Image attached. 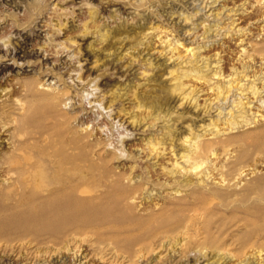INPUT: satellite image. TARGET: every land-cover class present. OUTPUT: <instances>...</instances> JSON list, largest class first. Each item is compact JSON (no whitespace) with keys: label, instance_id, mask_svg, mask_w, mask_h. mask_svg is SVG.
I'll return each mask as SVG.
<instances>
[{"label":"rangeland","instance_id":"374dc122","mask_svg":"<svg viewBox=\"0 0 264 264\" xmlns=\"http://www.w3.org/2000/svg\"><path fill=\"white\" fill-rule=\"evenodd\" d=\"M122 25L155 28L137 61L124 55L125 44L109 58L97 50L105 43L96 28ZM204 25L215 26L206 39ZM85 28L91 35L84 37ZM166 36L187 47L206 43L202 55L209 62L222 58L225 76L233 66L250 65L242 83L264 74V0H0V92L8 88L0 98V223L6 225L0 264H215L220 258L216 264H264L263 84L254 82L260 97L234 90L219 101L206 84L190 81L203 90L201 106L178 107L172 97L161 116L173 114L164 122L134 124L123 109L139 120L147 115L134 109V87L142 84L137 92L145 93L170 85L161 75L177 61L162 52ZM91 42L98 52L87 49ZM143 57L160 68L152 70ZM114 87L129 100L110 104ZM49 90L66 93L42 101ZM13 93L30 108L27 116L10 110ZM241 98L252 121L230 131L225 119ZM205 102L214 105L210 112L203 111ZM189 125L215 148L201 184L195 173L170 174L177 158L172 138L182 152ZM214 128L221 130L217 137ZM15 157L19 165L5 164ZM40 173L49 190L42 195L35 184ZM24 177L27 190L16 192ZM61 192L68 195L63 201ZM45 199L62 207L85 201L98 219L80 231L55 215L49 229L33 210ZM81 234L87 236L73 239Z\"/></svg>","mask_w":264,"mask_h":264},{"label":"bare ground","instance_id":"6f19581e","mask_svg":"<svg viewBox=\"0 0 264 264\" xmlns=\"http://www.w3.org/2000/svg\"><path fill=\"white\" fill-rule=\"evenodd\" d=\"M92 15L93 17H95L94 13H92ZM190 19L191 18L187 15L184 17V20L186 22H189ZM204 27H205V31L203 32V36L206 39V38H209L208 34L212 31L213 27L215 26L212 27V26L204 25ZM96 29H97L96 31L92 30L93 33L95 31V34H97L98 38L100 39V43H102L103 45L105 43L104 47H102L101 49H97L99 52L101 53L107 52L108 58H109L113 56L117 52V50H119L120 48H123L125 44V47L123 49V51L125 52L124 55L125 56L131 55L132 62L137 61V59H140L141 54L144 52V51L139 50L140 49L139 47L145 44L144 41L147 40L148 36L151 34L149 32L151 30L152 31L154 30L155 32L154 27L146 28L143 26H141L140 28L138 27L136 29L134 28L129 29V28L124 27L123 25L118 26L115 29L108 28L107 26H103L101 28L99 27ZM137 29H140L141 31H137ZM89 30L91 29H86V28L84 29V37H86V35L87 36L91 35ZM239 31L240 30H237V32ZM125 42H128V43H125ZM160 43L163 49L162 52L166 51L168 56H170L168 57L169 58L168 61L172 60L174 61V63L177 61V63L175 64L173 63L174 65L172 67H167V70H165V73L163 74L161 73L162 77L165 76V74L169 77L168 79H169L170 85L167 86V85L160 84L159 86L157 85L153 86L151 83L150 85L153 86L152 89L151 90L149 89V92L143 91L145 93L137 92V88L142 86V84H138L134 87L135 88V91L133 90L134 91L133 97L135 101L134 109H137L139 111L140 110L144 111L145 114H147L143 118H141V120H139L137 118V115L131 114V112H126V110L123 109L122 111L125 112V115L126 114L131 115L130 119L132 120L131 122L134 124L141 123L143 120H146L147 118H150L155 122L156 121L164 122L165 121L164 118L165 117L167 118V116L171 114L172 112H169L168 110L165 116L164 115L161 116V113H163V110L166 108V106L169 103L170 98L172 97L178 98L180 102L178 107H181L183 104H187V103L191 104V106H193L194 109L201 106L202 104H199L198 101L200 99L199 94L203 90H199L198 88L193 87V85L189 83L190 81L206 84L208 86V90H210L211 92L215 94L214 100L217 99L219 101L227 100L229 98L228 97L229 94L234 90L239 92L238 94L241 97L243 95H247V92H250L249 94H252L253 96L260 97L261 88H257L255 86L254 82L256 80H260V83L263 84L262 92H264V74L262 75V77H258L252 82H249L248 84L242 83L243 81L247 82V80L250 78L247 73L251 67L250 65L246 63H242L239 67L233 66L231 69V73L225 76L222 65L220 64L222 62V58L220 59L218 57L213 62H209L210 61L209 58L207 56L202 55L201 50L206 47V43L202 44L201 46H196V47L188 46L187 47L184 45V43H181L179 39H176L175 37L170 39L169 36H166L165 39L161 40ZM116 45H119L118 46L119 48L116 47L117 49L113 51ZM95 46L91 42L90 44H88L87 49L90 50L91 52H96L97 50L95 49ZM127 46H129V48H126ZM183 48H186L185 57L182 56L181 54V50ZM137 50H139L138 53L136 52ZM256 51L258 50L256 49ZM252 55L249 54L248 56L251 57ZM95 57L97 58L98 56H95ZM121 59H123V54L120 58H117V61H120ZM100 60L101 59L98 58L97 62H100ZM142 61L145 62L147 66H150L152 70H156V68L158 67L160 68L159 65L155 66L156 63H154L151 58L143 57ZM212 64H213V67H212ZM150 81L152 82L153 79H149V83ZM24 87L27 88L26 86ZM1 90L2 91L0 92V98H2L3 92H7L8 88L3 87L1 88ZM110 92H111L110 94L111 99L109 101L110 104H113L116 101L124 102L125 100H129V98H126V99L124 98L126 97L127 93L120 92L119 88L112 89L110 90ZM65 93L66 91L49 90L47 93L44 94V98L42 101L55 102L56 100H59L62 96H64ZM13 95L14 93L10 94L8 97L9 104L13 106V108L12 109L10 108V110L12 111L16 110L15 112L19 111L20 114L24 113L23 116H27V114L30 111V108L26 107L25 104L21 103V100L19 101L18 97L15 98ZM5 103H7V101ZM247 105H249V103L243 102L241 98L240 100L236 102V105L234 107V108H237L236 112L233 111L232 109L228 112V114H230L231 117L229 119L226 118L225 121H226V124H228V129L230 131H233L234 129L239 128V126L242 124H248L249 122L252 121L248 117V114H247V112H249V110L247 109ZM202 107H203L202 108L203 111L207 113V112H210L211 109H213L214 105L212 106V104L210 103L207 104V102H205ZM7 108L9 109L8 106ZM10 110H7V111L3 110L2 113L10 112ZM6 114H9L10 116L12 115L11 113H6ZM222 114H223L222 111L218 113L219 116H221ZM171 115L169 116L171 117ZM9 124L10 123H7L5 127L9 126ZM188 129L190 133L182 137V146H183L182 152H179V153L175 152V149H174L175 139L172 138L170 150L173 153V157H177V158H176V161L172 165L173 167L170 170V174L171 175H175V174L181 175L182 174V176L183 175L187 176L188 174L195 173L197 182L201 184V182L204 181V178H207L209 176L208 171L210 167V162L212 164V161L211 160L209 161L208 156L209 157L210 155L214 156L215 148L212 142H210L208 139L205 140L202 138L203 136L202 134L195 133L190 125L188 126ZM220 133H221V130L218 128L216 129L214 128V131L212 132V134H215L216 137L219 136L218 134ZM168 136H171V135H168ZM148 143L151 145L152 149H155L156 146L153 145L152 142H148ZM158 144H162V143L159 142ZM161 152H163V150ZM161 152H159V154H161ZM5 164L11 168L12 166L19 165L20 160L18 157H15V158L8 160ZM204 164L206 166L204 169H202ZM199 169H202V170H200L199 172ZM43 177H44L43 174L40 173V175L37 177L36 182H35V184H37L36 189H38L40 195H42L44 192L49 193V190H47L48 187L45 184L46 182L42 180ZM188 177L190 178V176ZM188 177L187 178L184 177V181H186L187 185H190L192 184V181H191L192 179L190 180ZM29 180L30 179L28 177L17 179L16 184L18 185V188L16 189V192H20V190L21 191L27 190L28 184L26 183ZM37 193L34 196L37 199L42 198ZM66 196H68L67 193L61 192L60 195L57 196V199L60 200L61 198L60 201H63L66 198ZM60 204L61 203L59 202L55 203V201L53 200L45 199L40 204L38 205L36 204L34 206L35 209L33 208V210L35 211V213L36 212L40 213L38 220H40L43 223H46L49 229L52 227V224H53V221L51 219H53L54 218L53 216L55 215H58L55 217L56 219L60 221V223H70L74 227V229L78 228L80 231H81L80 228L90 226L93 222L97 221L98 219L95 213L93 214L91 213V211L90 212L87 211L88 210L87 203L85 201H82V202L77 201V202L68 204V206L65 204L63 207H62V204L61 205ZM0 224H1L0 226H6L5 224H2V223ZM84 236L86 237L87 235L81 234L80 236L73 237V239L79 240V238L82 239ZM220 260H223V258H220L219 260H217L215 264L220 262Z\"/></svg>","mask_w":264,"mask_h":264}]
</instances>
